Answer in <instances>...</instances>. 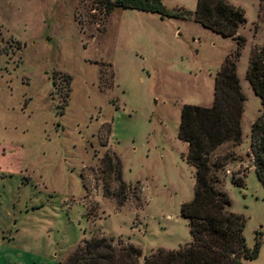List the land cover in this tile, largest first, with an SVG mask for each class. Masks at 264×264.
I'll return each instance as SVG.
<instances>
[{"label":"rangeland","instance_id":"obj_1","mask_svg":"<svg viewBox=\"0 0 264 264\" xmlns=\"http://www.w3.org/2000/svg\"><path fill=\"white\" fill-rule=\"evenodd\" d=\"M226 1L243 11L234 66L244 100L239 143L221 144L210 158L232 153L218 187L226 210L244 219V246L259 234L255 257L240 264H264L263 192L247 170L248 125L259 106L242 77L248 53L264 47V0ZM159 2L168 11L194 7ZM232 50L231 39L187 19L119 8L104 15L93 0H0V264H57L92 234L136 246L137 264L157 247L187 242L177 209L191 196L192 168L175 138L178 109L209 105L211 77ZM105 150L128 188L137 187L138 206L129 190L119 207L101 196ZM234 172L243 187L229 184Z\"/></svg>","mask_w":264,"mask_h":264},{"label":"trees","instance_id":"obj_2","mask_svg":"<svg viewBox=\"0 0 264 264\" xmlns=\"http://www.w3.org/2000/svg\"><path fill=\"white\" fill-rule=\"evenodd\" d=\"M107 15L112 8L133 9L153 13L159 18L187 19L200 27L233 41V50L223 56L211 78V99L206 107L181 104L178 109L175 138L184 143V162L192 168L191 196L178 205V216L185 220L188 241L175 249L157 247L141 256L140 264H240L255 257L259 238L253 232L250 248L244 246L241 214L226 210L229 199L220 190L217 173L232 159L231 152L210 158L219 145L239 143V118L244 100L235 76L234 62L243 44L236 28L244 23L243 11L226 0H194L191 11L166 10L159 0H93ZM97 86L101 74L98 71ZM112 76V75H111ZM243 80L256 97L259 108L249 122L247 155L249 167L264 198V47L253 48L247 55ZM110 78V75H109ZM65 83L69 81L64 76ZM65 96L59 101L64 104ZM108 126L104 128L101 147L105 146ZM99 137V136H98ZM100 194L109 197L116 207L126 198L127 190L138 206L137 187L122 181L120 164L111 151H103L97 159ZM230 173L228 182L243 187L242 172ZM115 183L113 190L108 188ZM139 248L128 242L92 234L80 240L57 264H137Z\"/></svg>","mask_w":264,"mask_h":264},{"label":"crops","instance_id":"obj_3","mask_svg":"<svg viewBox=\"0 0 264 264\" xmlns=\"http://www.w3.org/2000/svg\"><path fill=\"white\" fill-rule=\"evenodd\" d=\"M236 30H237V28H236ZM211 78H212V77H211ZM236 79H237V78H236ZM237 81H238V80H237ZM219 146H220V145H219ZM219 146H218V147H219ZM216 149H217V148H216ZM247 170H251V167H249ZM251 171H252V170H251Z\"/></svg>","mask_w":264,"mask_h":264}]
</instances>
